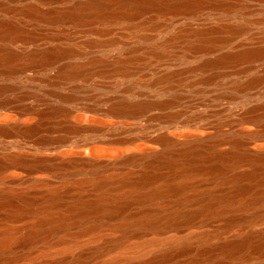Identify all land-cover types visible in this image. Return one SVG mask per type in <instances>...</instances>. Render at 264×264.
Instances as JSON below:
<instances>
[{"label": "bare ground", "instance_id": "6f19581e", "mask_svg": "<svg viewBox=\"0 0 264 264\" xmlns=\"http://www.w3.org/2000/svg\"><path fill=\"white\" fill-rule=\"evenodd\" d=\"M64 1L41 0L38 5H23L22 0H0V77L5 76V79L16 81L0 85V105H9L29 98L41 100L43 95L45 99L57 101V104L43 111L44 116L59 118L70 114L72 107L79 105L86 110L97 109L96 104L87 105L84 99L90 88L102 86L107 78L116 81L130 79L128 88L135 92V72L147 75L171 59H186V65L180 70H172L159 78H152L145 83L147 88L158 93H169L183 86L193 87L201 84L204 89L227 79L232 72H247L264 62V44L255 46L246 40L254 24L261 21L264 23V19L247 20L237 25L222 24L209 28L183 29L160 43L154 42L158 34L177 22L202 19L206 10L213 14L239 13L237 3L217 0H77L70 7L55 6L64 4ZM149 10H154L156 16L144 23L147 29L153 31L142 35L146 42L151 43L146 56L136 55L135 46L127 49L128 55L116 58L102 55V51L110 52L118 48L121 42L114 34L116 22L127 19L131 32L135 34V15ZM179 39H186L185 44L180 49H173L177 47ZM139 58L143 69L135 70V62ZM34 69L38 71L31 74ZM53 72H56L55 76L52 75ZM32 77L36 81L32 85L36 91L19 94V83L30 85ZM47 85H52L53 88ZM262 85L264 73L252 77L245 84H237L236 88L241 90L247 86ZM183 103V95L176 93L163 100L146 99L137 103L121 101L113 104L109 111L141 117L153 107L176 108ZM182 112V109H178L170 117L177 119ZM50 128L52 130L54 127ZM84 131V128L78 126L68 128V133ZM0 132L6 134L8 128L2 127ZM23 132L25 134L16 141L21 144L30 143L32 136L40 132V124L30 126ZM152 139L165 143L168 147L162 152L151 154L149 165L155 168L167 166L170 172L147 171L139 182L125 177L122 184L126 189L118 195L109 187L108 178H102L97 169L84 179L73 180V188L79 189H83L87 182H92L96 190L93 194L79 192L68 195L73 189L67 185L70 180L63 181L65 185L61 184L51 190L20 191L9 186L8 181L0 179V184L5 186L0 190V264H21L24 258L33 257L32 248L36 245L40 246L41 253H49L53 246H56L59 252L65 254L47 264H85V250L73 256L70 253L75 247L83 245L81 242L84 235L96 238L103 227L120 229L124 236L128 237L135 235V226L143 231L163 232L181 224H194L199 218L206 221L208 215L219 216L236 206L247 208L264 204V189L254 191L252 182H247L249 179L264 186V167L261 166L264 154L241 150V137L232 138V151L213 150L209 156L215 160L213 163L203 160L206 159L204 143L188 145L184 149L186 160L180 171H177L180 159L172 149V140L165 134ZM56 140L62 139L52 136L41 138L43 145L55 143ZM198 157H201L203 162L198 161ZM244 159L253 160L257 167L253 171L230 177L235 183L233 192L221 193L204 189L194 195L186 193L188 189L195 187L197 177L208 175L216 179H226L227 168ZM51 161L47 157L29 160L19 154H13L8 160L0 158V172L15 167L26 170L32 176L34 170L52 171L54 166ZM92 163V159H86L84 162L86 165ZM30 180L39 188L51 184L49 180ZM167 199H172L178 205L194 201L199 203L200 207L195 210H165L166 213L159 212L158 208V211L150 209L137 217L122 216L118 223L115 220L136 200L159 207L165 204ZM263 218V213L256 212L249 223H257ZM24 219L31 221L24 228L16 225V222ZM246 220L245 217L229 216L223 229L242 225ZM73 226L78 227V230L71 231ZM220 232L221 230L218 233ZM258 236L257 241L254 240L255 236L249 235L221 243L218 249L230 258L242 255L248 247L262 250L264 233ZM191 241L190 237L179 238L174 243L165 242L162 238H153L137 244L134 242L128 247L132 251L127 250L131 256L137 250L135 248L147 249L165 242L169 247L151 260L168 261L189 252L192 248ZM199 241V253H209L210 258H214V248L209 243V235H201ZM123 244V240H116L107 248ZM173 244L176 246L175 253L171 248ZM18 248H21L22 252H19ZM120 257L118 255L111 258L105 264H115ZM130 264H135V259Z\"/></svg>", "mask_w": 264, "mask_h": 264}, {"label": "rangeland", "instance_id": "374dc122", "mask_svg": "<svg viewBox=\"0 0 264 264\" xmlns=\"http://www.w3.org/2000/svg\"><path fill=\"white\" fill-rule=\"evenodd\" d=\"M75 1L77 0H65L64 4L59 3L55 6L70 7ZM217 1L237 3V9L240 12L224 15L216 12L213 14L206 10L202 19L177 22L171 28L158 34L154 42L160 43L183 29L209 28L222 24L237 25L247 20L264 19V0ZM40 3L41 0H22L23 5H38ZM155 14L154 10H149L135 15V34L131 32L127 19L116 22L114 34L121 42H119L118 48L112 49L110 52L102 51V55L111 58L128 55L127 49L135 46L136 55L146 56L151 43L146 42L142 35L153 33V31L147 29L144 23L152 20L156 16ZM246 40L255 46L264 44V23L262 21L254 24L251 34ZM185 41L179 39L177 47H173V49H180ZM185 61L186 59H171L167 64L147 75L143 72L140 74L135 72V92L128 88L131 83L130 79L116 81L107 78L102 86L90 88L84 99L87 105L96 104L97 109L86 110L79 105L72 107L70 114L62 115L59 118H48L44 116L43 111L57 104V101L45 99L43 95L41 100L29 98L9 105H0V128H8V133L0 132V158L8 160L13 154H19L29 160L47 157L52 160L51 164L54 166L52 171L34 170L32 176L24 169L12 167L0 172V179L8 181L9 186L20 191L51 190L64 184L65 180H70L67 185L73 188V180L84 179L97 169L102 178H108L109 187L118 195L126 189L122 184V179L125 177L139 182L147 171L170 172L167 166L155 168L148 162L151 154L162 152L168 147L165 143L153 141L152 138L160 134H165L172 140V149L180 159L177 171L181 170L184 160H186L184 149L197 142L204 143L206 159L203 160L207 163L215 161L209 157L213 150L232 151L234 149L233 137L243 139L240 145L241 150L264 154V85L247 86L241 90L236 88L237 84H245L252 77L263 74L264 62L247 72H232L227 79L220 80L204 89L201 84H197L193 87L183 86L171 90L169 93H158L146 87L145 83L152 78H159L166 72L182 69L186 65ZM139 69H143L140 58L135 62V70ZM37 71L38 69H34L31 74H35ZM52 75L55 76L56 72H53ZM137 81H141V83H136ZM29 82L30 85L27 86H24V83H19L17 92L21 95L35 92L36 89L32 87L36 83L35 78L32 77ZM10 83H16V81L5 79V76L0 77V85ZM47 86L53 88L52 85ZM176 93H181L184 97V105L176 108L153 107L141 117L114 114L109 111L113 104L121 101L137 103L146 99L163 100ZM178 109L183 110L179 118L170 117ZM37 124H40V132L32 136L30 143L21 144L16 141L25 134L24 129ZM51 126L54 127V130H51ZM71 126L82 127L85 131L68 133V128ZM43 136L57 137L62 140L43 145L41 142ZM86 159H92L93 163L84 164ZM207 159L208 161H206ZM74 160L79 161L69 163ZM197 160L203 162L201 157H198ZM261 166L264 167V159L261 161ZM256 167L253 160H241L233 167L227 168L226 179L201 175L195 179V187L188 189L186 193L194 195L204 189L231 193L234 191L235 183L230 177L238 173L253 171ZM30 178L49 180L51 184L39 188L30 182ZM247 180V182H252L254 191L258 192L264 189L261 183ZM3 188L5 186L0 184V190ZM95 191L93 183L87 182L83 189L73 188L68 195L79 192L93 194ZM120 202L121 200L118 203ZM157 206L136 200L115 220L118 223L122 216L137 217L147 210H156L157 208L159 212L163 213L178 208L195 210L200 207V204L191 201L178 205L172 199H167L165 204ZM256 212L264 214L263 203L247 208L236 206L233 209H227L224 214L219 216L208 215L206 221L204 218H199L194 224H181L163 232L143 231L135 226V235L128 237L124 236L120 229L103 227L96 238L84 235L81 242L83 245L75 247L70 255L73 256L75 253L85 250L87 254L85 264H105L107 260L118 255L122 258H118L120 260H116L115 264H130L134 259L135 264H264V248L254 250L248 247L242 255L233 258L218 249L221 243L242 239L249 235L255 236L254 240L257 241L258 235L264 233V218L257 223H249ZM229 216L245 217L247 222L224 230ZM30 221L31 219L20 220L16 222V225L24 228ZM70 230L77 231L78 227L73 226ZM220 230L221 232L218 233ZM204 234L209 235V243L214 248V258H210L209 253H199V237ZM183 237L192 238V248L189 252L177 255L168 261L152 262V257L169 247L165 242L174 243ZM153 238H162L165 242L146 247L147 249H144L145 247L135 248L137 250L130 256L129 251H132L128 249L130 244L134 242L137 244ZM116 240H123V246L107 248ZM171 248L175 253L176 246L173 244ZM17 250L22 252L21 248ZM32 251L34 252L33 257L24 258L21 264H47L65 256L58 251L56 246H53L49 253H41L39 245L34 246Z\"/></svg>", "mask_w": 264, "mask_h": 264}]
</instances>
